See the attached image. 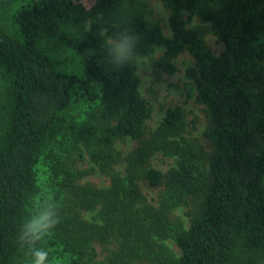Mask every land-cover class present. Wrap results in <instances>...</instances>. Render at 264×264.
Segmentation results:
<instances>
[{
	"label": "trees",
	"instance_id": "trees-1",
	"mask_svg": "<svg viewBox=\"0 0 264 264\" xmlns=\"http://www.w3.org/2000/svg\"><path fill=\"white\" fill-rule=\"evenodd\" d=\"M158 1L169 11V36L148 22L144 0H0V264L28 255L20 228L33 214L41 156L55 141L67 149L82 146L110 183H76L66 171L60 222L37 245L49 264L264 259V0ZM184 13L209 23L223 44L219 54L186 27ZM124 30L138 35L145 50L159 45L169 58L184 50L194 58L186 75L205 107L204 136L212 149L203 177L199 147L176 138L184 129L180 107L168 108L145 137L152 109L137 65L109 63L108 39ZM69 49L82 55L81 74L63 68ZM162 66L176 70L170 62ZM81 106L87 109L78 120ZM125 140L136 145L122 156L115 144ZM159 150L176 154L180 167H154L151 157ZM119 161L123 172L116 170ZM50 167L64 170L57 158ZM142 183L156 194L149 197ZM181 205L186 227L174 216Z\"/></svg>",
	"mask_w": 264,
	"mask_h": 264
},
{
	"label": "rangeland",
	"instance_id": "rangeland-1",
	"mask_svg": "<svg viewBox=\"0 0 264 264\" xmlns=\"http://www.w3.org/2000/svg\"><path fill=\"white\" fill-rule=\"evenodd\" d=\"M92 1L83 0L86 4H90ZM144 2L147 4L146 18L148 22L151 24L158 22L163 33L169 36L171 31L168 24V9L158 0H144ZM183 17L186 27L196 28L205 37L214 54H219L222 51L223 44L210 33L209 23L203 22L195 16H189L188 13H184ZM145 48L142 44L137 46L136 53L139 62L134 61L140 77L141 94L152 109L151 117L146 122L145 137L148 138L152 135L168 108L180 107L184 114V129L176 138L191 139L199 147L200 155L196 161L198 162L197 166L201 169L200 176L203 177L208 167V158L212 149L204 136V130L209 125V119L204 110L205 107L196 97L197 92L193 79L186 75V69L195 66V60L187 50L169 58L165 55V49L162 46L154 45L150 50H145ZM63 56L66 58L63 66L66 71L79 74L83 72L81 54L69 49L63 53ZM163 61L172 63L176 70L168 72L162 66ZM86 109V106H81L75 110L74 115L78 120L84 118ZM135 145V141L125 140L117 142L115 147L123 156ZM80 148L81 151L67 149L57 141L47 147L37 166L38 192L32 199V213L37 211V205L43 199H54L60 206L66 183L69 182L67 180L69 175L66 171L75 175L74 182L76 183L90 182L100 187L109 185V176L99 170L82 146ZM56 158L64 169L63 171L54 172L53 168L50 167ZM151 162L154 167L163 172L170 168L180 167L179 158L176 154H166L160 150L152 155ZM124 166L125 164L119 161L116 164V170L123 172ZM80 173H82L81 176ZM141 186L149 197L156 194L157 189L150 187L147 183H142ZM174 216L177 218L176 221L179 220L185 227L188 226L189 217L185 206L177 207ZM166 243L174 253H179L171 239H167ZM98 258L102 259V255ZM30 260L31 257L26 255L19 258L16 264H29ZM53 261H59V259L55 257ZM259 264H264V259Z\"/></svg>",
	"mask_w": 264,
	"mask_h": 264
},
{
	"label": "clouds",
	"instance_id": "clouds-1",
	"mask_svg": "<svg viewBox=\"0 0 264 264\" xmlns=\"http://www.w3.org/2000/svg\"><path fill=\"white\" fill-rule=\"evenodd\" d=\"M139 36L124 30L110 38L107 44L109 63L113 68H122L131 62H139L136 48ZM59 205L54 199H43L37 211L20 228L19 240L28 249L29 264H49L48 252L37 247L39 242L52 234L60 222Z\"/></svg>",
	"mask_w": 264,
	"mask_h": 264
}]
</instances>
